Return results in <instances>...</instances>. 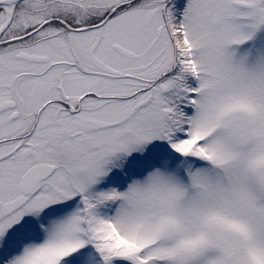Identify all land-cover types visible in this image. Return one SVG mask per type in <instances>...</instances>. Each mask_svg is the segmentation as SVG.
<instances>
[{
	"label": "snow or ice",
	"instance_id": "1",
	"mask_svg": "<svg viewBox=\"0 0 264 264\" xmlns=\"http://www.w3.org/2000/svg\"><path fill=\"white\" fill-rule=\"evenodd\" d=\"M0 264H264V0H0Z\"/></svg>",
	"mask_w": 264,
	"mask_h": 264
}]
</instances>
